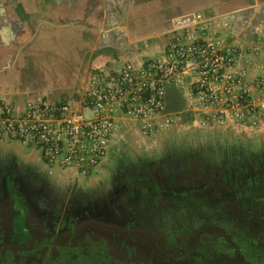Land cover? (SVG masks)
I'll use <instances>...</instances> for the list:
<instances>
[{
    "label": "flooded vegetation",
    "instance_id": "obj_1",
    "mask_svg": "<svg viewBox=\"0 0 264 264\" xmlns=\"http://www.w3.org/2000/svg\"><path fill=\"white\" fill-rule=\"evenodd\" d=\"M168 144L83 179L0 146V264H264V138Z\"/></svg>",
    "mask_w": 264,
    "mask_h": 264
},
{
    "label": "built area",
    "instance_id": "obj_2",
    "mask_svg": "<svg viewBox=\"0 0 264 264\" xmlns=\"http://www.w3.org/2000/svg\"><path fill=\"white\" fill-rule=\"evenodd\" d=\"M262 52L224 35L202 11L184 15L160 51L140 63L97 69L71 98L38 95L18 104L0 95V141L33 146L51 168L88 177L105 162L125 115L149 138L178 122L263 129ZM171 88L186 101L182 109H167Z\"/></svg>",
    "mask_w": 264,
    "mask_h": 264
},
{
    "label": "crops",
    "instance_id": "obj_3",
    "mask_svg": "<svg viewBox=\"0 0 264 264\" xmlns=\"http://www.w3.org/2000/svg\"><path fill=\"white\" fill-rule=\"evenodd\" d=\"M197 11L264 61V0H0V95L71 98L97 69L160 51L173 21Z\"/></svg>",
    "mask_w": 264,
    "mask_h": 264
},
{
    "label": "rangeland",
    "instance_id": "obj_4",
    "mask_svg": "<svg viewBox=\"0 0 264 264\" xmlns=\"http://www.w3.org/2000/svg\"><path fill=\"white\" fill-rule=\"evenodd\" d=\"M130 60V59H129ZM129 62H132L130 60ZM134 63V62H132ZM175 95L176 92L174 93ZM172 94L171 89L167 93L166 97V105L169 111H174L172 109L177 102H181L183 104L182 99H178V96ZM15 103L22 104L24 100L20 98L14 99ZM181 108V107H180ZM176 108V109H180ZM121 115V114H120ZM127 119L122 121L120 127V133L113 138V141L110 144V149L108 152L107 160H110V152L121 150L126 155H135V154H143V155H151L153 157H158L160 153H162V148L168 146V143H178L179 141H198V140H207L213 139L214 137L220 139H234V140H260L264 138V128L262 130L257 129H246L241 126H229V127H214V128H203L198 126H191V124H186L182 122H178L173 131L168 134H163L161 136H156L153 138H149L144 136L139 128V125L133 120L129 119L128 116L125 115ZM0 146L6 149H12L17 152V154L21 156L30 157L33 162L38 164H45V166L49 169L48 165L42 160V156L37 148L33 146L23 145L15 140L5 139L0 141ZM0 147V148H1ZM24 150L27 151V155ZM101 172L102 169H99ZM98 171V172H99ZM52 172L54 176L61 178H79L83 179L84 176L81 173L76 172L73 168H52Z\"/></svg>",
    "mask_w": 264,
    "mask_h": 264
},
{
    "label": "trees",
    "instance_id": "obj_5",
    "mask_svg": "<svg viewBox=\"0 0 264 264\" xmlns=\"http://www.w3.org/2000/svg\"><path fill=\"white\" fill-rule=\"evenodd\" d=\"M171 91H172V94H174L175 92H176V94L177 95H175V96H178V98H177V100L179 99V97H180V94H179V92L178 91H176L175 89H173V88H171ZM181 107V108H180ZM184 107V103L182 104L180 101L179 102H177L176 104H175V106L172 108V109H175V110H179V109H176V108H180V109H182Z\"/></svg>",
    "mask_w": 264,
    "mask_h": 264
}]
</instances>
